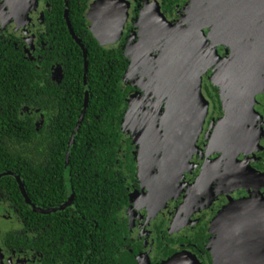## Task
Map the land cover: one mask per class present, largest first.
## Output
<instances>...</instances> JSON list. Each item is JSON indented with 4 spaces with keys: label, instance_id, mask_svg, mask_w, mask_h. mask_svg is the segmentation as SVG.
<instances>
[{
    "label": "flooded vegetation",
    "instance_id": "af4514ba",
    "mask_svg": "<svg viewBox=\"0 0 264 264\" xmlns=\"http://www.w3.org/2000/svg\"><path fill=\"white\" fill-rule=\"evenodd\" d=\"M129 1L130 9L126 26L131 24L128 27L125 26V35H129V30L133 29L132 20L138 17L143 7L153 0ZM156 1L167 20L175 23L184 13L178 6H182L187 0L174 3L175 5H172L170 10L164 7L162 0ZM51 5V0H0L1 53L9 50L28 61L39 60L41 53L48 46V35L52 31L51 25L47 23ZM221 14H224V10L213 7V5L208 7L209 23L204 28V33L209 47L214 51L213 56H216L215 60L210 62L201 82L202 94L208 101V113L203 129L196 141L197 149L190 158V169L184 172L180 179V185L175 186L172 197L167 199L161 208L158 205L163 202L162 195L155 189H150L144 178H140L138 174V166L140 165L138 158L143 144L138 143L136 133L134 134V131H142L141 117L143 114L141 111L147 108L146 106H151V103L146 104L147 98L143 97L145 89H150V93H153L155 87L152 83L151 85L146 84L141 89L138 80L143 81V79L139 73L129 77L132 86H135V90L130 92L129 100L134 97L138 98L134 106L136 114H138L137 119L134 120L136 128L133 129L132 127L127 135L130 140V151L132 153L134 151L136 168L134 173L127 171L119 179L124 189L116 192L114 196V190L120 189V186L114 184L112 180L107 182L110 190L109 197L113 196L115 199L117 210L114 219L111 221L112 231L108 233L112 237L110 252L105 254L104 258H100L101 264H131L129 257L132 254V248L130 246L139 242L140 246L132 257L135 258L136 264H162L179 254L191 257L190 260L196 262L195 264H215L214 251L216 252L218 249L216 238L221 234L218 229L221 230L222 227L221 222L217 220L219 214L226 207L241 200H251V205L255 203L252 201L253 199L264 201V25L258 24L259 29L256 32L258 42L252 47L250 57H246V55L242 57L240 48L242 49L243 40H239L233 47L221 38H215L212 35L214 25L210 22L216 18V15ZM254 18L256 23L258 17ZM227 21L228 18L224 23L223 28L226 30L224 34L229 33ZM157 55L158 52L155 57ZM259 57L261 58L260 66L253 71H247L248 67L259 64ZM229 64L233 68H230ZM223 65L226 67L225 72L221 70ZM54 68L52 67L50 72L52 79L55 78L53 76ZM215 73L216 75L213 76ZM60 76L61 72L59 77L54 80H60ZM249 93H252L251 97L248 96ZM221 94H223V98ZM222 120L223 123L226 122L225 124L229 121V127L221 126L216 134V142L213 143L215 128ZM138 121L139 123H137ZM238 125L242 127L239 128ZM242 128H249V132L242 134ZM238 129L240 130L237 133L236 130ZM152 155L157 161L160 152L155 151ZM221 155L220 160L213 161ZM210 162L218 164L213 167L211 174L209 173L201 180L202 185L194 189V194L191 190L192 200H189L191 186ZM149 165L152 173H158L156 162L151 160ZM122 170L123 168L120 171ZM63 171L65 198L57 206L39 207L38 204H35L36 199L34 202L29 199L24 186L25 195H23L16 181L20 194L36 215L55 213L66 207L76 210L74 206L75 199H77L79 208H77L76 213L86 222L85 209H78L85 205L91 207L98 203L105 204V199L97 198L102 193V190L99 189L105 190V188L98 181L86 184L88 179L97 177L95 173L93 177H89L86 174L87 167H82L76 173L77 176H74L68 162L66 165L64 161ZM5 172L12 171L0 172V177ZM73 179L80 183V185H76L80 186L81 190L78 196L74 194ZM134 179L137 181V186H135ZM87 185L90 186L85 191ZM122 191L124 194H121ZM119 201L122 204L118 209ZM188 202L191 203L189 206L187 205ZM49 209L51 211H40ZM246 211L256 212V215L251 214L252 221L250 224L235 223L231 227V231H236L238 239L236 244L238 245V252H240L239 260L243 261V264H246V260L248 264H264V224L257 227L255 225L256 221L260 222L261 219H264V207L253 210L249 206L244 208L232 206V213L226 219L229 222ZM118 218L125 222V230L121 233L123 240L128 239V241L124 244H118L116 240L115 225ZM2 219L11 222L8 228L0 229V247L3 252L4 264H40V252L35 247H31L30 251H25L27 249H23V247H19L17 250L11 248L12 250H10L6 245L7 232L31 236L30 238L35 241L39 226L37 221H34L30 227H27L26 217L18 213L4 193L0 192V220ZM177 224L179 227L176 226ZM94 228H96V224ZM256 228H259L258 235L252 239V235L256 232L253 230ZM229 229V225H226L224 229L226 233L225 247H228L229 244ZM247 229H249L247 238L242 240ZM9 245L11 247V244ZM125 250L131 253L127 255Z\"/></svg>",
    "mask_w": 264,
    "mask_h": 264
},
{
    "label": "trees",
    "instance_id": "16d2710c",
    "mask_svg": "<svg viewBox=\"0 0 264 264\" xmlns=\"http://www.w3.org/2000/svg\"><path fill=\"white\" fill-rule=\"evenodd\" d=\"M93 1L68 0L72 29L87 53L86 85L83 84L82 50L67 29L64 0H51L47 23L52 31L39 60L28 61L9 50L1 53L0 48V172L12 171L19 176L29 199L32 202L36 199L35 204L41 208L55 207L65 198L62 177L66 156L74 176L82 167H87L86 174L93 177L95 173L97 177L88 179L86 184L98 181L105 188L99 189L102 193L97 196L105 199V204L82 205L78 209H85L84 222L76 213L77 199L76 210L66 207L55 213L36 215L24 202L15 178L10 174L0 177V192L26 217L27 227L34 221L39 226L35 241L31 236L7 232L6 245L10 250L23 247L30 251L35 247L40 252V264H101L100 258L111 248L112 237L108 233L112 231L111 221L117 210L113 196L124 189L119 179L127 171L134 173L136 168L128 134L122 130L130 92L135 90L129 77L125 79L130 61L124 49L128 34L124 30L117 43L101 45L91 33L86 18ZM162 1L170 10L172 5L184 0ZM188 1L178 7L182 10ZM52 67L60 69V80L50 77ZM85 90L87 107L68 148ZM110 180L120 186L112 197L107 184ZM73 183L74 194L78 196L81 190L76 185L80 183L76 179ZM134 183L137 186L135 179ZM121 204L119 201L118 209ZM123 230L125 222L118 218L115 225L118 244L128 241L122 238ZM139 246L140 242L130 246L131 264H136L132 257Z\"/></svg>",
    "mask_w": 264,
    "mask_h": 264
},
{
    "label": "water",
    "instance_id": "95a60500",
    "mask_svg": "<svg viewBox=\"0 0 264 264\" xmlns=\"http://www.w3.org/2000/svg\"><path fill=\"white\" fill-rule=\"evenodd\" d=\"M14 1V0H13ZM221 1L222 6L229 8L224 14L216 15L210 24L214 25L212 33L215 37H219L226 43L235 46L239 40L242 42V57H250L252 47L258 42L256 32L259 29L258 24L264 25V0H189L183 7L184 12L180 19L175 23L168 21L165 15L161 12L160 6L156 0L155 10L151 3L145 5L140 11L138 17L133 22V29L127 36V43L125 44V54L129 57V67L125 73V79L131 76L140 74L143 81L138 83L142 88L146 84H154L156 80V90L150 93V89H145L144 98H147L146 106L143 109L141 122L142 131L135 132L138 143L143 144L140 149V165L138 166V174L140 178H144L146 184L150 189H155L162 195L163 202L158 207H163L164 202L172 197V191L175 186L180 185V179L184 172L190 169V158L197 149L196 141L203 129L205 117L208 113V101L205 99L201 91V75L205 73L214 61L215 56L213 49L209 47L204 28L209 23L208 21V7L217 5ZM130 1L129 0H94L86 13V18L89 22V29L97 41L102 44H115L124 34L125 25L129 17ZM256 23H255V18ZM261 17V18H259ZM64 18L70 35L74 41L79 45L83 54V84L86 85L85 75L87 72V53L81 39L75 35L69 17H68V0H64ZM227 21L229 33H225L224 23ZM150 45L154 46V50L158 51V55L151 59L149 63L155 68V75L149 79L139 61L134 59L135 50L143 48L146 50ZM142 46V47H141ZM133 50V52H132ZM135 60L134 62L132 60ZM141 64V65H140ZM230 66V64H229ZM233 68V66H230ZM226 71L225 65L221 68ZM153 81V82H152ZM222 98H223V94ZM156 98V100H155ZM138 98L134 97L128 100L129 105L125 112L122 121V130L129 134L130 129L136 128L134 120L137 119L138 114L135 111V102ZM155 100L153 106L152 103ZM88 102L87 91L83 99V105L75 127L71 132L67 147L69 148L74 140L75 132L78 130ZM149 107V108H148ZM140 119V117H139ZM231 119V118H228ZM139 123V121L137 122ZM223 120L219 122L215 128L214 141L216 142V134L221 126L229 127ZM159 142V144H156ZM157 146V149H155ZM160 152L157 158L152 157L155 151ZM139 153V150H138ZM222 155L213 161L220 160ZM156 162L158 165V173L150 171V161ZM212 161V162H213ZM68 156L65 158L67 165ZM214 164V163H213ZM211 162L204 167L198 179L193 183L189 192V200L194 189L202 185V179L213 172V165ZM3 174H10L16 178L19 187L23 193V184L19 176L13 172H5ZM153 196V195H152ZM151 197V195H150ZM255 203L251 205L250 201H239L235 204L226 207L218 216V221L221 222V234L216 238L218 242V249L214 251L215 264H243L239 260L238 245L236 244V231L232 230V225L242 223L249 225L252 221V215H256L255 211H246L244 214L237 215L234 220L228 222V215H230L232 206L251 207L253 210L262 209L264 201L259 203V200L253 199ZM191 204V203H190ZM189 202L187 205H190ZM63 207V206H61ZM48 212L49 210H40ZM252 214V215H251ZM264 224V219L256 221V227ZM229 225V244L225 247L226 233L225 226ZM179 227V225H176ZM247 228V227H245ZM252 235V239L258 235L259 228ZM249 229L245 232L247 234ZM245 252H247L245 250ZM191 260L187 261L181 257H172L162 264H195ZM248 264V261H245ZM0 264H4L3 252L0 247Z\"/></svg>",
    "mask_w": 264,
    "mask_h": 264
},
{
    "label": "rangeland",
    "instance_id": "374dc122",
    "mask_svg": "<svg viewBox=\"0 0 264 264\" xmlns=\"http://www.w3.org/2000/svg\"><path fill=\"white\" fill-rule=\"evenodd\" d=\"M151 6L153 7V9L155 10V7L154 6H157V5H155V2H152L151 3ZM217 8L218 9H220V10H226L227 12L229 11V8H227L226 6L224 7V6H222V4H221V1L219 2V4L217 5ZM230 15L232 14V12H228ZM258 19V18H257ZM212 32H214V31H212ZM212 35L215 37V35H214V33H212ZM216 38V37H215ZM100 43H101V41H99ZM103 46H108V45H110V44H102ZM142 47V46H141ZM132 52H133V50H132ZM158 51H155L154 50V46L153 45H150L149 47H148V49H147V52H146V50L145 51H143V48H140L139 50H135V54H134V59L135 60H137V61H139V63H141V64H143V65H141L142 67H143V69H144V72L147 74V76H148V78L149 79H151L154 75H155V68L154 67H152L149 63L152 61L151 59H153L154 57H155V54L157 53ZM132 60L133 62L135 61V60ZM258 61H259V64L258 65H254V66H252V67H248L246 70L247 71H253L254 69H256L257 67H259L260 66V61H261V58L259 57L258 58ZM149 62V63H148ZM59 74H60V70H59V68H55V70H54V72H53V76L57 79L58 77H59ZM203 75H204V73L201 75V82H202V78H203ZM216 75V73L215 74H213V76H215ZM131 76V75H130ZM251 77L253 78V75L251 74ZM140 81H141V79H140ZM153 81H155V83L157 84V82H156V80H153ZM152 81V82H153ZM156 84H155V87H156ZM153 90H156V88H153ZM251 95H252V93H249L248 94V96H250L251 97ZM141 112H143V111H141ZM239 126V125H238ZM242 126L240 125L239 126V128H241ZM249 128H242L241 129V132H242V134H244V132H249V130H248ZM252 129V128H251ZM239 130L240 129H238V130H236L237 131V133L239 132ZM240 132V133H241ZM237 162H238V160H237ZM6 217V216H5ZM10 224H11V222L10 221H8V220H6V219H2V220H0V229H6V228H8L9 226H10ZM177 257H181V258H183L184 260H187V261H189L190 259H191V257H187V256H184L183 254H179V255H177L176 256V258Z\"/></svg>",
    "mask_w": 264,
    "mask_h": 264
}]
</instances>
